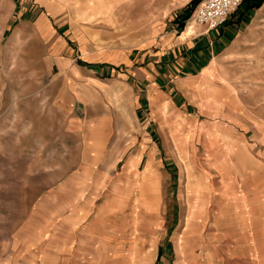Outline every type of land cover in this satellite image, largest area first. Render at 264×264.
<instances>
[{
	"label": "rangeland",
	"instance_id": "1",
	"mask_svg": "<svg viewBox=\"0 0 264 264\" xmlns=\"http://www.w3.org/2000/svg\"><path fill=\"white\" fill-rule=\"evenodd\" d=\"M256 1L242 0L234 11L246 10L241 34L219 48L214 78L198 82L189 105L184 99L171 103L148 129L146 120H139L136 138L110 135L109 143L100 145L90 144L87 133L89 121L96 120L80 117L107 106L118 110L122 99L92 87L89 105L74 95V119L65 118L55 81L63 73L58 57L71 51L84 65L86 58L141 51L155 44L174 18L177 30L184 24L180 20L191 21L200 0H0V255L25 219L33 218L43 192L56 190L69 201L65 185L73 176L81 191L99 192L102 200L118 174L122 222H129L133 211L136 228L132 238L123 237L120 251L108 248L118 261L105 264H264V0L253 7ZM41 17L42 28L49 25L62 35L63 49L57 50L52 32L31 34ZM121 140L132 149L119 147ZM134 153L137 165L129 170L125 164ZM235 156L242 160L239 170ZM148 158L149 184L141 181ZM200 169L213 194L244 192L250 214L258 216L252 246H228L210 227V210L217 211L213 204L219 200L200 196L208 193L199 183ZM223 201L228 203L226 196ZM199 217L204 224L196 223ZM158 247L162 255L156 261Z\"/></svg>",
	"mask_w": 264,
	"mask_h": 264
},
{
	"label": "crops",
	"instance_id": "2",
	"mask_svg": "<svg viewBox=\"0 0 264 264\" xmlns=\"http://www.w3.org/2000/svg\"><path fill=\"white\" fill-rule=\"evenodd\" d=\"M243 5L246 8L247 3L241 6ZM245 11H236L237 14L232 12L222 25L214 29H206V26L192 21L180 20L184 24L177 30L175 22L179 18L176 17L171 27L163 29L155 44L144 46L137 52L131 49L126 53L108 54L109 56L99 60L86 58L84 65L75 61L71 51L59 56L57 65L63 73L55 81L57 94L66 106L65 118L74 119V95L89 105L88 99L94 93L92 87L107 95L118 93L122 99L120 109L111 110L107 106L102 110L100 108L90 118L87 112L81 115L82 120H96L88 123L89 142L103 145V142L109 143L108 136L119 134L134 135L136 138L139 120H146L145 128L148 129V125L156 117L161 118V112L162 118L165 116L171 103L176 106L178 100L184 99L189 105V98L197 94L198 89L195 88L198 82L214 78L219 48L226 44L231 36L236 34L235 37L238 38L241 34ZM234 15H238L236 20ZM41 20L44 19H36L31 27V34L39 33L48 37L52 32V35H55L53 42L58 46L57 50L63 49L62 35L56 28L51 31L49 25L42 28ZM19 26L24 28L25 24ZM74 78L80 80L79 85L74 84ZM98 101L100 102L99 98ZM152 131L150 128V132ZM150 132L148 131V134ZM205 134L208 136L214 132L205 130ZM129 144H124L122 140L118 143L119 147L125 145L123 149L131 150L132 146ZM153 148L154 145L150 150L154 151ZM236 149L238 153L239 147ZM137 156L138 154L134 153L126 161L125 166L129 170L137 165ZM121 160H114L112 168ZM237 160L236 157L234 168L243 165L242 160L240 163ZM146 161L145 165L148 164L149 168L146 169L145 175H142L141 181L149 184L152 177V159L148 158ZM199 172V183L203 182L202 188L208 191L201 192L200 196L205 194L208 199L214 198L221 202L212 203L217 211L210 210V227L214 228L216 234L225 237L228 246H252L255 239L251 229H254L253 222L258 216L250 214L251 204L246 201L244 192L225 189L221 190L224 193L213 194L210 185L201 181V178H204L202 169ZM113 177L112 188L102 200H99V192L89 190L92 195H88L87 192L81 191L80 182L75 181L73 176H69L70 180L65 185V195L71 197L69 201L65 202L56 190L43 192L35 207L33 218L27 217L23 228H18L16 238H11L9 244L2 245L5 248L1 250L0 264H105L116 261L117 259L112 257L113 252L108 248L114 247V252L120 251L123 237L132 238L135 234L136 215L131 211L130 221L122 222L115 189L120 187L121 175L114 174ZM133 178L135 179V176ZM224 195L228 200L226 205L223 201ZM207 203L204 202L203 211L207 208ZM118 208L119 214H116ZM240 213H243V217H239ZM203 220V217H199V222L196 223L204 224ZM161 249H157L156 261L162 255ZM107 254L110 256L108 260L103 258Z\"/></svg>",
	"mask_w": 264,
	"mask_h": 264
},
{
	"label": "built area",
	"instance_id": "3",
	"mask_svg": "<svg viewBox=\"0 0 264 264\" xmlns=\"http://www.w3.org/2000/svg\"><path fill=\"white\" fill-rule=\"evenodd\" d=\"M242 0H200L189 19L206 29H214L222 25L241 4Z\"/></svg>",
	"mask_w": 264,
	"mask_h": 264
},
{
	"label": "trees",
	"instance_id": "4",
	"mask_svg": "<svg viewBox=\"0 0 264 264\" xmlns=\"http://www.w3.org/2000/svg\"><path fill=\"white\" fill-rule=\"evenodd\" d=\"M192 1H195V0H192ZM259 3H260V0L254 2L252 6H253V7H254V6H258ZM188 16H189V12H188V13H185L184 19H186ZM181 23H182V22H180V24H181ZM181 25H182V24H181Z\"/></svg>",
	"mask_w": 264,
	"mask_h": 264
},
{
	"label": "bare ground",
	"instance_id": "5",
	"mask_svg": "<svg viewBox=\"0 0 264 264\" xmlns=\"http://www.w3.org/2000/svg\"><path fill=\"white\" fill-rule=\"evenodd\" d=\"M146 167V166H145ZM146 169V168H145Z\"/></svg>",
	"mask_w": 264,
	"mask_h": 264
}]
</instances>
